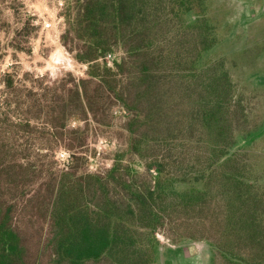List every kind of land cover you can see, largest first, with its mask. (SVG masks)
<instances>
[{"label": "trees", "instance_id": "obj_1", "mask_svg": "<svg viewBox=\"0 0 264 264\" xmlns=\"http://www.w3.org/2000/svg\"><path fill=\"white\" fill-rule=\"evenodd\" d=\"M61 1L66 35L72 31L73 38L87 46L76 57L78 61L92 57L98 61L118 51L122 56L111 63L113 66L89 65L90 79L78 81L72 89H65L64 95H51L46 109L52 112L53 128L57 129L55 121L60 130L48 135L63 138L61 129L72 111L80 121H87L90 115L94 119L93 97L85 87L97 80L107 94L103 108H108L113 98L129 114L121 126L126 149L116 153L113 167L106 172L78 173L72 162L83 161L75 152L85 146L81 138L85 133L69 132L81 136L76 137L77 144L59 150L69 155L68 162L43 185V194L36 190L30 197V189H26L29 181L23 174L28 169L17 161L7 163L14 154L9 156L1 146L0 264H32L17 227L23 213L28 217L35 213L48 222L49 239L41 244L37 256L49 251V264H155V234L164 233L165 228L175 243L207 239L180 230L194 223V231L211 233V224L200 232L196 223L203 222L213 186L217 198L228 199L219 226L229 235L244 231L253 237L254 227L262 222L255 216L258 199L234 172L238 171L239 148L260 134L256 128L238 135L242 146L231 136L234 112L230 111L228 73L223 63L208 65L203 61L216 42L213 26L201 17L205 3L74 0V5L67 7L65 0ZM192 2L199 13L192 12ZM1 83L9 90L14 86L9 73ZM96 122L106 124L104 119ZM125 155L143 161L144 171L139 173L121 163ZM216 165L223 170L215 171ZM177 184L185 188L180 190ZM207 244L235 261L220 244Z\"/></svg>", "mask_w": 264, "mask_h": 264}, {"label": "rangeland", "instance_id": "obj_2", "mask_svg": "<svg viewBox=\"0 0 264 264\" xmlns=\"http://www.w3.org/2000/svg\"><path fill=\"white\" fill-rule=\"evenodd\" d=\"M59 1L0 0V147H5L9 156L14 154V158L7 163L17 161L28 169L23 174L25 172L29 181L26 189H30V197L36 190L43 194V185L55 178L56 169L63 168L68 162L66 153L58 152L64 149V145L77 144L76 137L81 136H70L69 132L85 133L81 136L85 146L75 152L76 158L81 157L83 161L74 159L72 162L78 173H104L113 167L116 153L126 149V133L121 126L129 114L113 98L109 107L104 109L107 94L97 80L85 87L93 97L95 120L90 115L87 121H80L77 113L72 111L65 129H61L64 139L48 135L50 131L56 133L60 130L55 121L57 129L53 128L50 120L52 112L46 109L51 95H64L65 89H72L80 80L90 79L89 65L113 66L111 63L119 61L122 56L118 51L114 56L106 54L98 61L96 57L86 61L89 63L78 61L76 57L82 55L87 46L74 39L72 31L66 35L64 10L61 11L63 7L58 5ZM202 1L206 9L201 17L213 26L216 39L215 46L203 61L208 65L223 63L228 73L232 84L230 111L234 112L231 136L237 140L238 135L240 137L255 130L264 121V15H260L263 0ZM64 2L67 7L74 5V0ZM191 8L195 14L200 12L195 2L191 3ZM44 23H50V28L45 29ZM6 73L13 79L11 90L1 83ZM99 119H104L106 124L97 123ZM237 143L242 146L239 140ZM246 146L240 147L236 153L238 171L234 173L239 180L244 179L250 187L251 196L258 199L255 216L258 215V220L262 222L259 227H254L253 237L249 238L241 230L229 235L219 226L220 220L225 217L223 211L228 199L223 196L217 198L213 186L204 208L203 222L196 223V228L202 232L201 227L208 229L211 224L214 229L211 233L201 234L193 230L195 225L191 223L180 230L191 231L196 238L203 236L207 239L204 242L195 239L175 243L170 238L171 232L165 228L164 233L155 234V264H209L211 254L214 264H264V136ZM120 161L139 173L144 171L143 161L129 155ZM217 167H214L215 171L223 170ZM150 173L154 176V169ZM177 185L180 190L185 188ZM18 204L21 205L19 201ZM17 227L24 237L32 264H49V251L37 256L41 244L45 245L49 239L48 222L35 213L30 217L23 213ZM207 243L220 244L239 261L227 260L212 251Z\"/></svg>", "mask_w": 264, "mask_h": 264}, {"label": "flooded vegetation", "instance_id": "obj_3", "mask_svg": "<svg viewBox=\"0 0 264 264\" xmlns=\"http://www.w3.org/2000/svg\"><path fill=\"white\" fill-rule=\"evenodd\" d=\"M261 16L262 15H264V0L262 1V8H261V14H260ZM262 125V127L261 128H258L259 126H261ZM259 126H257L256 128H257V131H259V132H257V133H259L260 134V136H258L257 138H255L254 140H256V139H258V138H261L262 136H264V121L259 125ZM255 128V129H256ZM253 140V141H254ZM251 144V143H250ZM249 144V145H250ZM243 145V144H242ZM209 246V245H208ZM209 248H211V247H209ZM211 250L212 251H216L217 252V250H215V249H213V248H211ZM219 254H221L224 258H226L227 256H226V253H220V252H218ZM237 261H239L238 259H236ZM210 263L209 264H214V259H213V254H211V256H210Z\"/></svg>", "mask_w": 264, "mask_h": 264}, {"label": "built area", "instance_id": "obj_4", "mask_svg": "<svg viewBox=\"0 0 264 264\" xmlns=\"http://www.w3.org/2000/svg\"><path fill=\"white\" fill-rule=\"evenodd\" d=\"M58 5L60 6V7H62V1H59V3H58ZM63 25V24H62ZM50 23H44V25H43V27L45 28V29H49L50 28ZM65 27V26H64ZM109 57V56H108ZM62 154H65L64 152L62 153ZM66 156H67V158H69V155L66 153Z\"/></svg>", "mask_w": 264, "mask_h": 264}]
</instances>
